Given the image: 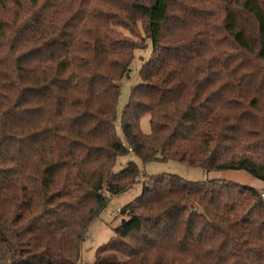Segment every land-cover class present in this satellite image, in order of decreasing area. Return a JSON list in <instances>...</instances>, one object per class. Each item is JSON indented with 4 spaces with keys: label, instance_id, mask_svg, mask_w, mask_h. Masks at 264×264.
Listing matches in <instances>:
<instances>
[{
    "label": "trees",
    "instance_id": "1",
    "mask_svg": "<svg viewBox=\"0 0 264 264\" xmlns=\"http://www.w3.org/2000/svg\"><path fill=\"white\" fill-rule=\"evenodd\" d=\"M139 24L152 54L119 135ZM129 153L264 182V0H0V264H80L143 174L114 172ZM122 214L83 264H264V190L159 175Z\"/></svg>",
    "mask_w": 264,
    "mask_h": 264
},
{
    "label": "rangeland",
    "instance_id": "2",
    "mask_svg": "<svg viewBox=\"0 0 264 264\" xmlns=\"http://www.w3.org/2000/svg\"><path fill=\"white\" fill-rule=\"evenodd\" d=\"M125 36L130 33L120 30ZM141 41V45L145 44L146 48L136 50L134 58L129 67L128 74L121 82V93L117 105V132L121 134V117L125 107L127 106L133 88L141 83L140 71L142 66L150 59L152 54V44L150 40H145L142 33V26L139 24L137 33ZM132 39L134 37H131ZM135 39V38H134ZM140 128L144 134H150V116H145L140 121ZM134 162L143 173L138 182L132 189L122 194L112 196L110 201L102 212L89 226L84 241L79 244L78 260L80 264L93 263L96 258L97 251L109 243L111 240L117 239L115 231L121 226L122 221L127 220V215L122 214L124 208L133 202L142 192V184L150 177L159 175H174L185 182L207 183L213 180L231 181L243 186L254 188L256 190H264V182L254 178L246 171L225 170L216 172H207L198 167H191L176 161H154L147 164L142 163L135 155L129 153L118 157L114 167V172L123 171L129 163Z\"/></svg>",
    "mask_w": 264,
    "mask_h": 264
}]
</instances>
